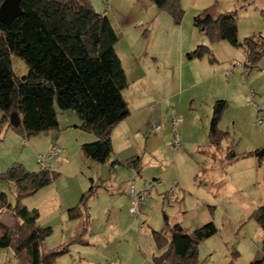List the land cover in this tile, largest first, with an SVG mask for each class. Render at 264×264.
<instances>
[{"label": "rangeland", "instance_id": "1", "mask_svg": "<svg viewBox=\"0 0 264 264\" xmlns=\"http://www.w3.org/2000/svg\"><path fill=\"white\" fill-rule=\"evenodd\" d=\"M97 1L103 3L102 0ZM220 1V4L217 3L218 9L219 6L224 9L227 5L230 11L237 12L241 41L253 35L264 38V0ZM189 23L188 21L183 23L185 32L194 26V20ZM151 36L152 34L148 41L152 40L156 44ZM120 44L117 47L118 51H120ZM201 44L209 45L218 61L211 64L215 65L212 67L207 64L211 62L207 58L208 62L206 60L203 62L205 67L200 65V68V61H184L183 65L177 60L176 64L180 66L182 76L176 90L173 89L172 73L168 71L166 65L163 63L162 65L154 63V65L152 63L154 61L151 60L149 61L151 73L142 81H133L130 77L129 85L124 90V97L130 108L131 121L128 123L132 124L130 125L131 131L120 139L130 141L133 148L129 154L126 152L119 155L117 151L116 153L119 157L135 154L143 157L141 162L143 170L137 179V188L138 190L147 188L150 193L145 211H141L139 216L132 213L130 214L133 216L128 215L130 202L127 211L122 212V219L112 216L108 221L107 209L113 205L115 200L119 202L122 196L117 206L125 209V184L137 176L136 174L133 176L122 174L123 171H128L126 167H118L119 173H116L112 164L116 160L115 152L107 163L84 156L81 146L77 147L79 138L76 131L65 128L66 122L72 121L71 116L76 114L74 111L58 109L59 127L31 138L41 140V142L36 141L35 150L33 146L25 144L26 140L16 130L11 127L2 128L0 132V173L7 171L15 163L23 164L28 171L41 170L37 157L39 154L47 155L50 152L53 144L51 140L56 135H62L69 147L68 161L63 162L59 157L48 160L47 168L59 175L53 183L23 200L29 209L34 206H28L26 201L32 199L37 203L42 200L44 194L48 193V189L54 191L70 189L76 197H82L91 187L97 189V193L87 201L91 219L85 239L90 240L92 245L73 244L70 247L71 252L61 257L64 258L65 263L153 264L154 256L161 254L163 250L157 247L151 232L153 229L160 230L164 227L165 214L169 216L171 225L183 223L189 233L204 225L202 224L203 215L193 212L194 209H199L201 212L197 199L216 205L217 208L213 210L212 215L214 214L213 222L219 228L217 234L200 244L201 264H220L226 256L231 258L226 264H250V261L263 249L264 232L258 222L251 217L253 211L263 205L261 204L262 193L252 186L242 187L243 184L233 179L229 180L228 176L211 183L209 177L212 173L209 169L214 162L209 158H206L207 161L197 160L199 166L192 177L188 171L190 170L188 161L176 156L177 153L188 149L186 142L183 140V146L179 150L171 145L173 140L171 122L175 115L183 118V123L179 128L182 136H184V126L189 124L193 128L187 137L193 142L199 139L209 144L208 129L212 114L209 99L211 93H214L215 96L219 94L221 99L229 102V107L220 123L221 129L228 132V139L225 142L234 143V151L239 154L245 151L253 152L254 149L264 147V55L254 67H251L247 60L246 50L242 46L235 47L227 41L211 43L207 37H204ZM12 69L19 78L30 71L26 62L17 55L12 56ZM204 76H212V78L209 77L199 82L200 77ZM252 94H255L254 99L251 98ZM257 107L261 110L258 111ZM63 114L66 115L62 117ZM144 119H147L149 124L141 128L140 125ZM259 119L261 123L258 122ZM157 125H161L162 135H165L161 139H157L158 134L153 132ZM211 148H206V151H217L215 147ZM219 154L218 152L217 155L220 156ZM259 159L264 162V157H259ZM196 173H200L207 185L203 187L194 185L193 180ZM179 183V186H185L191 192L186 193L189 201V203L185 202L186 207L180 204L181 201L176 200L175 196L167 198L165 195L171 189L175 193L178 190L176 185ZM237 185L242 188L238 189ZM0 189L7 193L10 203L15 205L17 195L15 184L1 181ZM54 202L55 200L51 199L47 208L53 211L52 205L56 206ZM118 207L116 208L119 210ZM48 209L44 212V217L39 219L38 224H49L53 227V235L47 238V247L51 248L70 240L74 236V225L71 221L66 223L64 220L61 222L59 218L54 220L53 213H50ZM4 214H6L4 218L6 223L9 219L14 221L10 212ZM234 250L239 252V256L235 259L232 254ZM0 264H18L12 246L0 248Z\"/></svg>", "mask_w": 264, "mask_h": 264}, {"label": "trees", "instance_id": "2", "mask_svg": "<svg viewBox=\"0 0 264 264\" xmlns=\"http://www.w3.org/2000/svg\"><path fill=\"white\" fill-rule=\"evenodd\" d=\"M151 1L166 11L175 25L182 24V0ZM21 7L22 15L10 27L0 22V132L3 127H11L29 140L59 127L58 109L72 110L81 120L79 127L96 137L82 145L84 156L107 163L114 153L113 131L130 115L124 97L129 82L116 51L118 34L111 19L98 12L90 0H22ZM194 25L211 43L227 41L244 47L251 67L264 55V38L253 35L240 40L236 11L220 12L215 4L197 14ZM13 55L22 58L30 69L22 78L12 69ZM205 56L215 61L212 49L205 44L187 54L191 60ZM228 107L226 100L214 104L209 130L214 145H219L226 135L219 124ZM14 112L20 117L16 126L10 123ZM117 163L141 169L137 155ZM58 175L49 169L28 171L21 163L0 173V182H13L17 189L15 205L0 189V248L12 246L18 264H56L71 252L73 244H88L84 238L89 228L87 201L97 193L94 187L69 211L71 219L85 217L82 231L49 250L44 249V243L53 228L39 225V210L29 209L23 202L53 183ZM5 212L14 218L11 225L1 221ZM251 217L264 232V204ZM164 221L162 229L152 231L155 244L163 250L154 256L153 264H201L199 246L219 232L216 224L210 222L188 233L180 223L171 225L167 214ZM232 254L233 259L239 256L236 250ZM250 264H264V241L263 249Z\"/></svg>", "mask_w": 264, "mask_h": 264}, {"label": "crops", "instance_id": "3", "mask_svg": "<svg viewBox=\"0 0 264 264\" xmlns=\"http://www.w3.org/2000/svg\"><path fill=\"white\" fill-rule=\"evenodd\" d=\"M102 1L104 4L100 3L97 0L92 1L91 3L93 7L96 10H98V12H101L107 15L112 21V24L118 34V42L116 44V51L120 59L122 60L123 67L125 69L128 80L130 77L132 78L133 81H142L143 79H145V77H147L149 73H151L152 71V69H150L149 67L151 65L149 64L150 63L149 61L151 60V61H154L152 62L153 64L159 63L160 65H162L161 63H163V65L164 64L166 65L168 71L172 73L171 74L172 83L174 84L173 89L175 88V90L177 89L178 82H180V77L182 76L180 66L176 64L177 60L179 62H182L181 64H183L184 61L191 60L187 57V54L193 51L198 45H200L204 37H206L199 31V29L195 25L193 27L188 28V31L185 32L183 28V23L185 21L186 22L188 21V24H190L189 22L191 20H194L195 16L199 14L201 11L209 7H212L213 5L217 3L220 4L221 2L220 0H182V5L185 9V16H184V19L181 25H175L173 18L168 13H166L164 10L158 8L151 0H102ZM218 10L220 12H230L231 9L230 7L226 5L224 9L221 6H219ZM155 32H156V36H155ZM150 34H152L153 40L156 41V44H154V41L152 40L148 41ZM160 39L162 41H160ZM158 41H160V43H158ZM118 44H120L119 45L120 51L117 50ZM207 58L210 59L208 56H205L201 59H192V61L193 62L200 61L199 67L200 65L202 67L205 65L203 64L204 60L208 62ZM214 58H215V61H218L216 57ZM210 61L211 62H208V63L205 62V63H207L208 65L215 63V61H212L211 59ZM211 66L213 67L215 65H211ZM206 73H209V72H206ZM209 77L212 78V76L200 77L201 80L199 82L205 81L206 78H209ZM218 100H225V99H221L219 94L215 96L214 93H211V96L209 99V106L210 108H212V114H213L214 104ZM226 101L228 102V100ZM228 105H229V102H228ZM212 114H211V119H212ZM65 115L66 114H63L62 117H64ZM76 115L77 114H74V116H71L72 121H69L71 123L65 120L68 122V123L66 122L65 128H70V129H73V131H76L75 133L79 138L77 142V147H80V146L82 147V145L85 143H90V142L95 141L96 137L91 133L84 132L79 127L81 124L80 123L81 120ZM130 119L131 117L129 115L126 119H124L122 122H120L115 127L113 134H112V141H113L114 152H115V157H116V160L112 162V164L117 174L119 173V170H117L118 167H126L117 162L127 160L137 155V154L126 155V157H119L120 154H123L126 152H128L129 154V152H132L130 150L133 147L131 146L130 141L128 140L124 141L120 139V137L124 136V134H126L128 131H131L130 125L132 123H128L131 121ZM211 119H210V125H211ZM148 124L149 123L147 122V119H144L141 122L140 126L141 128H145ZM210 125L208 129V141H209L208 143L209 144L203 141H200L199 139L198 140L195 139L196 141L193 142L189 137H187L189 135V132L193 128V126H189V124L184 126L183 128L184 136H182V141L184 140L186 142L188 149L184 150V152L177 153L176 156H178L179 159H184L188 161V166L190 168V170L188 169V171L192 177L197 171L196 170L197 166H199L197 162L198 159H204L205 161H207L206 158L212 159L214 163L209 169L211 170L210 172L212 173V175L209 177L211 183H214V181H218L219 179H222L223 177L228 176L229 180L233 179L235 180V182H239L243 184L242 187H244V185L255 187V189H257L258 192L262 193L261 195L263 196V198H262L261 204H264V162L262 159H259V157H257L255 154L258 150H260L263 147L254 149L253 152L245 151L240 154L235 152L234 143L225 142L226 139H228L227 138L228 132L222 130L220 127V124H219V128L223 132H225L226 135L219 145H214L211 143V139H210V133H209ZM60 126H62L61 122H60ZM161 131L162 129L160 131L153 130L154 133L158 134V136H156L157 139L158 138L161 139L162 136H165V135H162ZM36 141L41 142V140L39 141V138H34L31 140L30 139L26 140L25 144L29 146H33V149L35 150L34 146L36 144ZM51 141L53 142V144L49 151H51L54 147H59L61 149V152L56 154L54 157L61 158L63 162L68 161L67 155H68L69 147L67 143H65V141L63 140V136L56 135L54 139ZM211 147H215L216 150L220 153L219 154L220 156L217 155L218 154L217 151H213V150L206 151V148L212 149ZM116 151L119 153V155H117ZM21 152L23 153V151ZM231 153H235L237 154V156L232 157ZM140 158L142 162L143 157H140ZM125 169H127L128 171L127 172L123 171L122 174L127 175V176H133L134 174H136L137 177L135 176L136 177L135 179L125 184L126 185L125 193H124L125 195L124 196V201H125L124 208L125 209L119 208L117 206V204L123 198L122 196L119 202L115 200L113 202V205H111V207L107 209L106 214L109 217L108 221L111 220L112 216L119 217L120 219H122V212H126L130 206L131 183L135 181L137 185V179L139 177V174L143 170L142 165H141L140 171H137L129 167H126ZM111 180L112 179L110 178V181ZM193 181H194V185L201 186V187H203L206 184L204 180H202L200 173H196ZM179 185L180 183L176 185L178 187V190L175 193L172 194L169 192V193H166L165 195L167 198L175 196V199L181 201L180 204L186 207L185 202L189 203V201L187 200L188 198L186 196V193L189 191L185 186L181 187ZM194 185H193V188H195ZM242 187L237 185L238 189ZM81 198L82 197H76V195L73 194V192L70 189H65V190L58 189L56 191L48 189V193L44 194V196L42 197V200H39L36 203V201L31 199V200H27L26 204L28 206H34L32 209L39 210L40 212L39 219H40L44 217V212L46 211V209H48L47 206L50 200L54 199L55 200L54 203L56 204V206L54 204L52 205L53 211L48 209L50 213H53L52 218H55L54 220L59 218L61 222L62 220H64V222L66 223H68V221L73 222L74 232L73 231L71 232H73V235H76L82 231L84 227L85 217L78 218V219H71L69 217V211L77 206ZM197 200H198V204L201 206L200 208H201L202 213L199 212V209H194L193 212H196L199 215H203L202 224L205 225L210 222H213L214 214L212 215V212L215 208H217L216 205H212L210 203H207L206 201L204 202L199 199ZM38 202H41V203H38ZM146 203L142 207V210H141L142 212L145 211ZM116 207H118L119 210ZM89 210H90V207H88V214H89V221H90L91 213H89ZM6 214L3 215L2 221L5 225H11L13 223L12 219L11 220L9 219L8 223L4 221ZM128 215L133 216L132 214H130V212H128ZM39 219H38V222H39ZM41 226L42 227H52L49 224H45ZM182 226L184 227L185 231L189 233L188 228L184 226L183 223H182ZM53 233H54V229H53ZM53 233L49 237H51ZM0 235H1V230H0ZM85 237H87V235H85ZM47 245L48 244H47V239H46L44 243L45 250H49L55 247L54 246L50 248V246L47 247ZM85 245L90 246L92 245V242L88 240V244H85ZM201 251H203V249ZM63 259L64 258H60L56 264H67L63 261ZM230 260L231 258L229 256H226L224 259H222V262L220 264H226Z\"/></svg>", "mask_w": 264, "mask_h": 264}, {"label": "built area", "instance_id": "4", "mask_svg": "<svg viewBox=\"0 0 264 264\" xmlns=\"http://www.w3.org/2000/svg\"><path fill=\"white\" fill-rule=\"evenodd\" d=\"M255 94H252L251 98L254 99ZM256 107V105H254ZM258 111L259 109L257 107ZM259 123H261V119L258 120ZM183 123V118L181 116H173L172 122H171V130L173 135V140L171 142V145L179 149L182 147L183 141H182V135L179 132V128L181 124ZM162 129L161 125H157L154 128V131H160ZM61 149L59 147H54L47 155L39 154L37 157V162L40 165L42 169H48L47 164L48 160L50 158H53L56 154L60 153ZM150 190L147 188H144L143 190H138L137 185L135 181L131 183L130 187V198H131V207H130V213L133 215L139 216L141 212V208L145 205L148 197H149ZM170 193H173V189H171Z\"/></svg>", "mask_w": 264, "mask_h": 264}, {"label": "water", "instance_id": "5", "mask_svg": "<svg viewBox=\"0 0 264 264\" xmlns=\"http://www.w3.org/2000/svg\"><path fill=\"white\" fill-rule=\"evenodd\" d=\"M21 2L22 0H3L0 5V22L10 27L13 21L23 13ZM19 122V115L15 112L12 113L10 117L11 125L16 126ZM255 154L257 157H264V147Z\"/></svg>", "mask_w": 264, "mask_h": 264}]
</instances>
